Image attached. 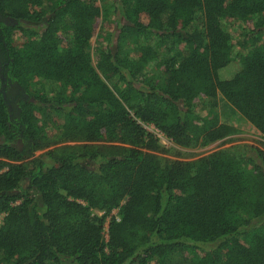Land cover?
Instances as JSON below:
<instances>
[{"label":"trees","instance_id":"obj_1","mask_svg":"<svg viewBox=\"0 0 264 264\" xmlns=\"http://www.w3.org/2000/svg\"><path fill=\"white\" fill-rule=\"evenodd\" d=\"M100 1L0 0V264H264V149L188 164L144 128L183 148L226 139L221 95L264 135V0Z\"/></svg>","mask_w":264,"mask_h":264},{"label":"rangeland","instance_id":"obj_2","mask_svg":"<svg viewBox=\"0 0 264 264\" xmlns=\"http://www.w3.org/2000/svg\"><path fill=\"white\" fill-rule=\"evenodd\" d=\"M97 2L101 7L105 5L100 0H92ZM112 4V0H108L106 5L108 9H110V5ZM109 23H106L103 18L99 21L96 33L93 39L90 42V53L93 59H95V54L99 49H105L108 47V43L105 40V36L110 32ZM199 25L201 23H198ZM246 26L242 25L241 27L236 26L232 28V34L234 36V58L232 62L225 68L219 71V76L223 80H230L236 74H238L242 69L241 64V56L246 52V49L240 45V42L244 39L246 34L245 32ZM66 44V43H65ZM182 51L184 48L182 46ZM38 85L34 84L31 86L32 92L38 91ZM10 93L13 89L8 90ZM24 98H27V95L24 92H21ZM16 99H18L17 94L12 93ZM208 106V101L204 99H198L195 102V113L197 116L205 115V109ZM11 109H13L11 105ZM211 119L216 120L218 124H228L237 129V133L215 143L209 144L207 146H200L196 148H183L174 144L171 140H169L165 135H163L159 130L156 129L154 125L145 124L144 128L146 131L152 135H154L158 139V145L160 147V151L158 155L163 158H168L171 160L183 161L188 164H193L198 162L199 160L208 158L214 154L220 152H231L236 155H241L244 152L246 147H258L264 149V135L261 134L257 129H255L239 112H237L225 99L223 96L219 95L215 101L214 113L210 116ZM58 119V118H57ZM61 123L62 120L59 119ZM70 146L76 145V143L67 144ZM46 151L36 153V156L43 154ZM6 169L0 170V173ZM19 204V203H17ZM94 215L101 217L103 214L95 211ZM119 218V210H115L110 216L107 218L104 224V238L105 241L108 240V230L109 223L111 218ZM5 218V214L0 215V226L3 223ZM214 245H206L203 248H210Z\"/></svg>","mask_w":264,"mask_h":264},{"label":"flooded vegetation","instance_id":"obj_3","mask_svg":"<svg viewBox=\"0 0 264 264\" xmlns=\"http://www.w3.org/2000/svg\"><path fill=\"white\" fill-rule=\"evenodd\" d=\"M13 22V20L11 19V18H9V17H6V16H4L3 14H1L0 13V24L1 23H3V24H10V23H12ZM0 31H1V28H0ZM5 87H7V85L5 86ZM13 87V89H14V93L15 94H17V96L18 97H23L22 96V94H21V91L18 89V88H16V87H14V86H12ZM24 98V97H23ZM19 99V98H18Z\"/></svg>","mask_w":264,"mask_h":264},{"label":"built area","instance_id":"obj_4","mask_svg":"<svg viewBox=\"0 0 264 264\" xmlns=\"http://www.w3.org/2000/svg\"><path fill=\"white\" fill-rule=\"evenodd\" d=\"M115 211V210H114ZM117 220H120V218H117Z\"/></svg>","mask_w":264,"mask_h":264}]
</instances>
